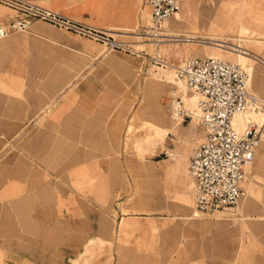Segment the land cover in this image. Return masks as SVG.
I'll return each instance as SVG.
<instances>
[{
  "label": "crops",
  "instance_id": "crops-1",
  "mask_svg": "<svg viewBox=\"0 0 264 264\" xmlns=\"http://www.w3.org/2000/svg\"><path fill=\"white\" fill-rule=\"evenodd\" d=\"M27 1L120 37H129L142 20L139 0ZM143 4L146 10L145 0ZM205 8L208 15L204 12L203 21L192 23V29L175 15L166 29L205 36L239 51V65L250 73L248 90L264 101V0H213ZM11 16L0 7V22ZM172 43L143 55L184 58L177 65L162 58L173 67L201 56L234 63L227 50L183 43L176 49ZM100 47L98 41L44 21L0 38V264L148 263L147 222L154 219L149 222L157 227L158 216L148 214L151 208L140 194L130 198L131 178L121 175L127 165L112 156L117 147L113 129L121 119L110 113L140 61L138 55L122 50L105 54ZM152 66L149 62V73ZM150 78L165 82L158 72ZM165 94L174 110V95L167 88ZM152 106L142 104L138 114L147 117ZM171 117L167 126L160 125V113L158 124L145 120L149 132L136 145L143 151L159 147L167 152L170 159L160 169L158 161L151 162L158 176L170 181L166 197L183 220L181 241L154 249L185 252L165 257L155 253L149 264H264V112L252 115L262 125V138L253 163L245 168L241 186L246 193L235 213L219 212L222 216L195 209L189 160L203 140L199 119L185 126L175 111ZM158 132L164 135L161 139ZM167 139L174 148L166 145ZM145 167L134 163L128 168L142 176ZM120 189L127 212L113 204ZM108 203L114 213L106 209ZM199 215L204 216L197 219ZM132 230H137L133 237L138 241L124 240Z\"/></svg>",
  "mask_w": 264,
  "mask_h": 264
},
{
  "label": "built area",
  "instance_id": "built-area-1",
  "mask_svg": "<svg viewBox=\"0 0 264 264\" xmlns=\"http://www.w3.org/2000/svg\"><path fill=\"white\" fill-rule=\"evenodd\" d=\"M150 11L151 35L158 39L163 23L180 7V0H145ZM12 10V16L0 22V38L13 32L30 29L35 21H44L100 42L106 51H138L116 39L112 31L97 29L27 0H0ZM145 32L143 29L142 33ZM180 39H187L179 36ZM154 63L164 66L160 57ZM190 92L199 96V121L202 142L194 149L189 170L194 179L195 209L205 215L218 212L235 213L239 200L245 195L241 186L245 168L252 164L262 130L249 123L243 131L233 124V116L248 110L264 112L261 102L248 90V74L239 65L214 57H194L176 68ZM177 101L182 104L180 97ZM187 118V114H185Z\"/></svg>",
  "mask_w": 264,
  "mask_h": 264
},
{
  "label": "rangeland",
  "instance_id": "rangeland-1",
  "mask_svg": "<svg viewBox=\"0 0 264 264\" xmlns=\"http://www.w3.org/2000/svg\"><path fill=\"white\" fill-rule=\"evenodd\" d=\"M185 0H180V7L182 3H184ZM213 0H188L189 5L191 6V14L188 15L186 20L185 28L192 29L193 25H196L198 22L203 21V15L204 12L208 15L209 11L205 8L206 5L211 4ZM139 6L142 9V20L141 25H137V28L135 30L131 31L130 36L128 37H120L118 35L113 36L120 40L126 42L131 49L138 51L136 54H132L131 56L136 57L140 61L137 68L134 70V79L131 81L129 85L124 86L123 92L120 93L119 97H117L115 101V105L112 107V110L110 111L111 114L115 116L116 119H121V122L117 124V127H115L114 133L115 138L117 141V147L115 149V152L112 154L114 160H117L123 164L126 163L127 167L126 169L122 170V176H125V178L130 177L131 178V188H130V198L131 200L134 198L135 194L138 196L140 194V197H144L146 200V203L148 206H150L151 210L148 209V214L150 216H158V223L157 227H154V223L150 224L148 220L147 222V231H146V243H147V259L148 263L152 262L153 255L155 253L160 254V257L169 256V254H180V250H170V249H159L156 250L154 247L156 244L158 246L161 244L162 247H165L168 243H176L181 241V230L183 225V220L178 219L177 217L180 216L176 213H174L171 209L176 206L175 203L170 201L166 197V191H168L170 187V181L165 176H158V169H160L164 163V159H170L167 152L159 147L155 148L154 150H148L143 151L138 148L136 145V140H141L146 137V135L149 132V127L145 120H150L151 122L155 121L158 124V113L162 114L164 116L163 119H161L162 126H167L169 124L171 117V114L174 113V110L172 109L171 104L168 102L169 97L168 94H165V89H169V93L171 90L170 82L175 81V71L166 66H162L160 64L154 63L152 58H149L147 56H144L143 53H149L151 49H155L154 45H147L143 42H141L140 38L136 37L134 35L137 32H142L143 29H145L146 26L150 24V11L147 7L146 10H144V4L143 0H139ZM0 7L4 10H7L10 14H13L12 10H10L8 7L0 4ZM179 7V10H180ZM190 16L189 25L187 24L188 19ZM143 23V24H142ZM166 27H170V23L166 24ZM264 28V27H262ZM108 30V29H106ZM111 31V30H110ZM169 32V30L167 31ZM261 37V36H259ZM192 48H195L196 44L190 43ZM171 48H180L183 47V44L177 42H173L171 45ZM104 48V47H103ZM100 47V52L103 49ZM112 51H104L105 54H108ZM115 53V52H112ZM117 53V52H116ZM127 54H130L127 52ZM201 57H208V56H201ZM162 58L164 61L168 63H174L175 65L179 64L180 61L184 58H177L175 56H168V54L162 55ZM161 58V59H162ZM220 58V56H218ZM149 62L153 64L150 73L151 75L155 72H158V75H160L165 82H158L156 80H153L148 72L149 68ZM163 94V95H162ZM165 94V95H164ZM173 94V93H172ZM174 95V94H173ZM144 103H150L152 106V112L147 116L144 117L140 114H138V109L140 106ZM169 104V105H168ZM148 107V106H146ZM192 108V107H191ZM190 108V109H191ZM193 113L196 114L194 111ZM121 117V118H120ZM247 116H241V120L245 121ZM196 119L198 117H195L193 122H196ZM241 121V122H242ZM190 122V119L184 118V121L182 123L186 126ZM127 125H131V131L127 133L126 128ZM198 127V133L201 134V130L199 125ZM164 135L160 134L158 132V139H161ZM166 145L169 148H174L175 143L171 139H167ZM197 147L194 146L193 149ZM151 161H158V163H155L158 165L157 172L154 168V163ZM130 163V166L128 165ZM134 163H145L146 167L142 171V176H139V171H136L135 169H129L128 167H134ZM140 180V181H139ZM122 198V189H120L118 192L115 193L114 199L116 208H120L122 212H127L128 208L123 205V203L120 202ZM108 209L109 211L113 212L112 203H108ZM225 213H216L217 216H222ZM115 215L117 213L115 212ZM177 216V217H176ZM204 215H199L196 217L197 219H200ZM166 217V218H163ZM171 217V218H170ZM196 219V220H197ZM133 234H137V230L131 231V236L128 239H124L127 241H138V237L134 238ZM128 237V236H127ZM120 241H123V238L121 236ZM105 252V251H103ZM112 253L110 254V258L112 260ZM153 263V262H152Z\"/></svg>",
  "mask_w": 264,
  "mask_h": 264
},
{
  "label": "bare ground",
  "instance_id": "bare-ground-1",
  "mask_svg": "<svg viewBox=\"0 0 264 264\" xmlns=\"http://www.w3.org/2000/svg\"><path fill=\"white\" fill-rule=\"evenodd\" d=\"M190 14H191V6L189 5L188 0H185L184 3H182V5H181L180 10H178L174 15H175V18L176 19H179L182 24L186 25L187 17ZM170 18L167 19L163 23L162 28L158 31V33H157V35L159 36L158 39H154V38H152V36H150L151 35L150 34L151 33V31H150L151 21H150V24L145 27V29H144L145 32H143V33L142 32H137L134 35H136V37L140 38L141 39L140 41L143 42V43H151L152 45H154L155 49H157L159 45H161V44H163L165 42H177V43H183V44H190V43L196 44V45L201 46V49H203V50H206V49H212V51H218V50L223 51V50H227L228 51L227 53L230 55V57L234 61V63L233 62H230V63L236 64V65H239L241 63V55H240V52L239 51H236V50H234L231 47H230V49H226V47H224V44L225 43H221V42H218V41L215 42L216 39L214 40L215 43H212L213 41L210 40V39L204 38L205 36L204 37H201V36H198V35H196V36L195 35H187L185 33L184 34H182V33H180V34H174L171 31L167 32L168 30L166 29V24L167 23L168 24L170 23V21H171ZM179 36H185L186 38H188V41H187V39H180V38H178ZM209 38H210V36H209ZM223 38H225V37H223ZM157 56L158 55L155 54L154 57H157ZM211 57H213V56H211ZM214 58H218V57H214ZM218 59H221V58H218ZM164 66H166V68L170 67V68H172L175 71V78H174L175 81L169 83L170 84V87H171V93L174 94L173 107H174L175 113L182 120H184V118H186L185 117V114H187V116H188L187 118L188 119H194L195 117H198V119H199V111H198V100H199V96L196 93L190 92L189 88L185 85V83L183 82V80L177 76V74H176V68L177 67L168 66L166 64ZM241 68H243L247 72V74H248V84H249V81H250V73H249V70L247 68H244V67H241ZM177 97H180V99L182 101V104L177 101ZM259 100L261 102H264L261 99H259ZM185 105L187 106V109L185 108ZM194 111L196 112V114L193 113ZM258 112H260V110H248V111H245V112H242V113L235 114L233 116V119H232L235 128L238 131L241 132V131H243L248 126L249 123H254L259 128H261V130H262V125L259 124V123H257L252 118V115H254V114L258 113ZM241 116H247V117H246L245 121H242V122L237 123L235 121V119L238 118V117H241ZM194 199H195V195H194Z\"/></svg>",
  "mask_w": 264,
  "mask_h": 264
}]
</instances>
